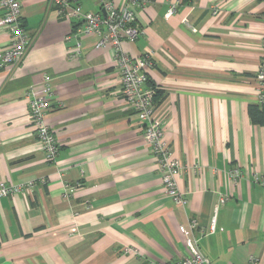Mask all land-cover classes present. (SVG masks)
Segmentation results:
<instances>
[{"label": "crops", "instance_id": "obj_1", "mask_svg": "<svg viewBox=\"0 0 264 264\" xmlns=\"http://www.w3.org/2000/svg\"><path fill=\"white\" fill-rule=\"evenodd\" d=\"M104 1L75 0L85 12ZM109 1L128 5L143 31L122 48L152 56L147 85L157 90L164 140L184 165L178 186L188 203L177 206L166 192L140 120L121 97L114 50L96 49L92 35L76 55L72 18L52 0H21L33 43L17 67L0 71V182L34 186L0 198V264H176L188 255L180 227L192 221L190 236L211 264H264V187L255 181L264 177V125L248 114L262 105L264 0H178L170 19L177 0ZM10 44L0 28V56ZM46 78L54 163L27 98Z\"/></svg>", "mask_w": 264, "mask_h": 264}, {"label": "built area", "instance_id": "obj_2", "mask_svg": "<svg viewBox=\"0 0 264 264\" xmlns=\"http://www.w3.org/2000/svg\"><path fill=\"white\" fill-rule=\"evenodd\" d=\"M153 1L144 0L143 2L147 4ZM52 2L57 6L60 15L71 17L76 24V32L73 35L77 41L76 55L80 54L81 38L92 35L99 38L96 49L111 47L114 50L121 75V97L140 120L143 138L156 157L157 168L167 194L172 197L175 205L185 207L188 203L187 193L178 186V178L184 173V165L176 157L170 144L164 140L163 123L157 115L155 104L157 90L147 85V70L154 66L152 56L147 54L140 58H133L122 48L123 42H135L143 33L136 24L133 11L128 5L116 8L109 0L102 3L99 12H85L75 0H52ZM178 5V0L170 4L165 14L166 19L175 15ZM0 8L3 10L0 28L8 32L11 38L10 46L1 53L0 71H12L24 59L32 46L33 39L21 20V0H0ZM71 38L72 36H67L66 40ZM262 45L264 49V38ZM256 82L260 102L264 104V54L256 75ZM52 95L53 90L47 78L41 89L30 88L27 92L32 127L49 163H54L59 155L56 136L47 120ZM241 176L240 169L235 168L231 171V179L234 183L238 184ZM255 181L264 187V177H255ZM33 186L34 183L14 185L0 182V198L30 191ZM226 200V197H221L220 203L224 204ZM196 226V221H192L189 229L193 231ZM190 230L184 226L180 227V231L186 237L188 255L176 264H211L210 260L201 253L197 241L190 236ZM125 252L130 253L132 249L126 248ZM148 264L164 263L149 262ZM249 264L262 263L258 258L253 257Z\"/></svg>", "mask_w": 264, "mask_h": 264}, {"label": "trees", "instance_id": "obj_3", "mask_svg": "<svg viewBox=\"0 0 264 264\" xmlns=\"http://www.w3.org/2000/svg\"><path fill=\"white\" fill-rule=\"evenodd\" d=\"M155 104L157 106L156 97H155ZM248 114L254 124L264 125V104H262L261 106H257V105L250 106L248 109Z\"/></svg>", "mask_w": 264, "mask_h": 264}]
</instances>
